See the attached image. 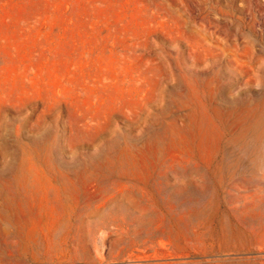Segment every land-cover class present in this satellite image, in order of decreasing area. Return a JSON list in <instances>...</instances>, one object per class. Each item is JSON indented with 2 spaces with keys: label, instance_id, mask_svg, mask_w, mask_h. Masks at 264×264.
<instances>
[{
  "label": "rangeland",
  "instance_id": "obj_1",
  "mask_svg": "<svg viewBox=\"0 0 264 264\" xmlns=\"http://www.w3.org/2000/svg\"><path fill=\"white\" fill-rule=\"evenodd\" d=\"M0 264H264V0H0Z\"/></svg>",
  "mask_w": 264,
  "mask_h": 264
}]
</instances>
